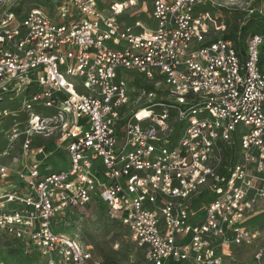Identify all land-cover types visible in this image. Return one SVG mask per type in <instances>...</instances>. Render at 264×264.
I'll return each mask as SVG.
<instances>
[{"label": "built area", "instance_id": "2783aa9c", "mask_svg": "<svg viewBox=\"0 0 264 264\" xmlns=\"http://www.w3.org/2000/svg\"><path fill=\"white\" fill-rule=\"evenodd\" d=\"M19 1L0 0V100L16 101L3 110L13 123L0 179L17 177L0 192V234L31 244L45 264H101L51 227L96 197L143 264H222L216 248L247 241L245 217L264 186V38L239 48L217 14L249 16V3L152 0L151 28L120 20L134 0H63L53 18L14 12ZM127 72L147 84L135 102ZM60 150L69 165L52 171L44 161Z\"/></svg>", "mask_w": 264, "mask_h": 264}, {"label": "rangeland", "instance_id": "374dc122", "mask_svg": "<svg viewBox=\"0 0 264 264\" xmlns=\"http://www.w3.org/2000/svg\"><path fill=\"white\" fill-rule=\"evenodd\" d=\"M63 0H21L18 2L20 12H25L33 7H39L50 18L56 14V8ZM107 3L112 1L126 0H105ZM135 5L129 7L120 16V20L125 24H133L140 21L144 26L154 27L155 23L148 19L152 8V0H134ZM249 3L246 9H252L253 13L249 16L256 18L252 24L262 32L264 38V0H243ZM229 11L217 12L222 19L228 24L240 23L245 17L243 12L228 9ZM103 13L108 14L105 7ZM215 15V13H213ZM248 16V14L246 15ZM246 18V17H245ZM264 55V43L261 48ZM127 78L132 80V101H137L141 90L147 86L145 81L136 72H127ZM132 76V77H131ZM16 108V101L9 100L4 96L0 100V152L6 146V133L12 126L13 120L11 115L6 116L3 110L7 112ZM35 110L40 113H51V110L36 107ZM21 121L17 118L16 121ZM23 126H20L22 129ZM234 134V138L239 140L240 132ZM21 138L19 139V141ZM34 143L46 144L50 140H43L39 136L32 138ZM19 141L14 144L13 155H19ZM237 143V142H236ZM241 151L236 146V158H240ZM10 158L0 157V163L9 166ZM45 165H50L52 171L57 169H67L69 162L65 153L60 150L57 153L49 155L44 161ZM15 168V165H11ZM17 181L15 171L11 169L10 175L6 179H0V192L3 191L8 183ZM256 193L252 195L253 210L245 217L244 228L248 234L247 241L241 244L228 242L226 246H218L217 253L221 256L222 264H264V186L262 183H256ZM209 199V196H208ZM85 208L68 209L55 214L52 219V230L54 233L65 234L75 239L82 246H90L94 256L103 259L109 257L118 264H143L142 254L135 248L129 239V233L121 226L118 220L111 218L106 204L98 198H94ZM13 207V206H9ZM117 245V247H116ZM258 254L261 257L258 258ZM0 264H45V259L39 256L31 244L16 241L8 236L0 234ZM190 264V263H186Z\"/></svg>", "mask_w": 264, "mask_h": 264}, {"label": "trees", "instance_id": "16d2710c", "mask_svg": "<svg viewBox=\"0 0 264 264\" xmlns=\"http://www.w3.org/2000/svg\"><path fill=\"white\" fill-rule=\"evenodd\" d=\"M223 11L226 13L229 10L224 9ZM244 16L246 18L244 17L240 23L237 22L235 24H228V22H225L226 32L223 34L224 39L235 42L239 48L243 47L242 45L244 44V41L249 35H252L254 33L262 34V32L252 27V24L256 18H253V16H246V13L244 14ZM237 32H240V33L237 34ZM263 63H264V55L261 50L260 51V64H263ZM101 260H102L101 264H118L117 262H115L109 257H104Z\"/></svg>", "mask_w": 264, "mask_h": 264}, {"label": "flooded vegetation", "instance_id": "af4514ba", "mask_svg": "<svg viewBox=\"0 0 264 264\" xmlns=\"http://www.w3.org/2000/svg\"><path fill=\"white\" fill-rule=\"evenodd\" d=\"M237 142V141H236ZM234 143V151H235V154H236V146L238 145V143ZM223 157L225 160L229 161L230 159H233L232 157H234L233 153L231 152V150L229 149H225L223 151Z\"/></svg>", "mask_w": 264, "mask_h": 264}]
</instances>
